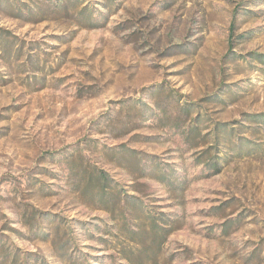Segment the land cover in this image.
<instances>
[{"label": "rangeland", "instance_id": "rangeland-1", "mask_svg": "<svg viewBox=\"0 0 264 264\" xmlns=\"http://www.w3.org/2000/svg\"><path fill=\"white\" fill-rule=\"evenodd\" d=\"M73 165L109 178L116 211ZM5 246L264 264V0H0V264Z\"/></svg>", "mask_w": 264, "mask_h": 264}, {"label": "trees", "instance_id": "trees-1", "mask_svg": "<svg viewBox=\"0 0 264 264\" xmlns=\"http://www.w3.org/2000/svg\"><path fill=\"white\" fill-rule=\"evenodd\" d=\"M195 128L196 125H194L192 129H187L186 135H189L191 132H193ZM215 136L217 137V134ZM216 158H218V155H213V157L209 158L208 165H211L210 163H213L214 166H217L218 161ZM69 173L75 175L77 181L76 188L84 197H86L87 199H90L92 197L94 199V202L104 205L105 209H107L108 211L117 210L116 207H118L119 203L121 202V193L119 192V189L111 185L109 178H107V176L104 175L102 171L94 168L90 169L88 166L80 169L78 166L73 165L69 168ZM123 197L125 198L127 197V195L124 194ZM130 202H132V200ZM158 219L161 220L163 218ZM151 230L157 238L159 236L158 227ZM1 253H3L4 258L6 256L11 257L10 264H16L19 259L17 253L7 246H5L4 251Z\"/></svg>", "mask_w": 264, "mask_h": 264}]
</instances>
